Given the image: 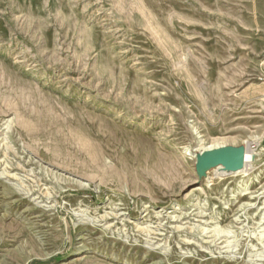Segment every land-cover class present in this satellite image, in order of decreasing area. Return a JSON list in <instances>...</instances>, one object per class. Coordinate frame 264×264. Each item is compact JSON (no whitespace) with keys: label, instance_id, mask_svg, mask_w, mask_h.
<instances>
[{"label":"rangeland","instance_id":"1","mask_svg":"<svg viewBox=\"0 0 264 264\" xmlns=\"http://www.w3.org/2000/svg\"><path fill=\"white\" fill-rule=\"evenodd\" d=\"M263 140L264 0H0V264H264Z\"/></svg>","mask_w":264,"mask_h":264},{"label":"water","instance_id":"2","mask_svg":"<svg viewBox=\"0 0 264 264\" xmlns=\"http://www.w3.org/2000/svg\"><path fill=\"white\" fill-rule=\"evenodd\" d=\"M244 146H221L204 149L195 155V172L199 178L205 175L207 168L218 165L229 171L239 170L243 165ZM255 159V155H253Z\"/></svg>","mask_w":264,"mask_h":264},{"label":"bare ground","instance_id":"3","mask_svg":"<svg viewBox=\"0 0 264 264\" xmlns=\"http://www.w3.org/2000/svg\"><path fill=\"white\" fill-rule=\"evenodd\" d=\"M246 144V143H245ZM246 149V148H245ZM253 155H255V154H253L252 152H250V151H244V160H243V165H242V167H244L245 165H246V163H250V162H253L254 161V159H253ZM219 166H216V167H213L214 169L215 168H218ZM10 168V167H9ZM221 169V168H220ZM241 169V168H240ZM243 170V169H242ZM8 171V170H7ZM236 171H238V170H236ZM236 171H233V172H236ZM245 171V170H244ZM243 171V172H244ZM15 175V174H14ZM49 193V192H48ZM35 194V193H34ZM45 196V195H44ZM35 204H37V203H35ZM109 216V215H108ZM98 222V221H97ZM111 223V222H110ZM103 225V224H102ZM142 228V227H141Z\"/></svg>","mask_w":264,"mask_h":264},{"label":"crops","instance_id":"4","mask_svg":"<svg viewBox=\"0 0 264 264\" xmlns=\"http://www.w3.org/2000/svg\"><path fill=\"white\" fill-rule=\"evenodd\" d=\"M262 147L264 148V140H263V144H262Z\"/></svg>","mask_w":264,"mask_h":264}]
</instances>
